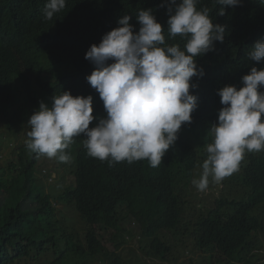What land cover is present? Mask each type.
Segmentation results:
<instances>
[{
    "label": "trees",
    "instance_id": "1",
    "mask_svg": "<svg viewBox=\"0 0 264 264\" xmlns=\"http://www.w3.org/2000/svg\"><path fill=\"white\" fill-rule=\"evenodd\" d=\"M66 1L70 16L36 22L25 17L43 11L47 0H0V154L4 141L16 136L19 124L40 102L50 105L51 98L63 91L92 95L93 114L105 116L103 101L86 79L95 70L85 59L86 52L118 27L124 15H131L135 26L131 11L139 5L152 9L158 22L169 16L167 7H161L165 0ZM197 7L208 8L213 22L226 25L227 31L215 51L197 58L205 73L193 78L198 108L192 122L182 126L175 145L155 168L146 159L110 164L89 156L84 145L77 146L73 152L67 150L73 161L49 169V175L56 170L59 179H51L46 192L48 172L41 176V168L37 173L42 156L30 153L23 140L13 148L15 159L0 165V264H90L93 258L99 259L97 264H148L125 259L114 248L127 233L124 229L133 232L135 225L144 254L158 264H264L255 252L258 233L264 235V150L244 154L231 180L225 177L221 194L208 200H216L214 209L204 205L208 199L204 195L189 197L196 189L192 180L202 172L201 145L218 122L220 106L208 103L216 104L218 89L242 86V76L254 66L247 53L264 37V0H242L240 6L228 7L225 16L217 14L220 6L214 0H200ZM162 25L167 42L183 49L186 39L168 38L167 26ZM45 50L53 68L40 67L43 74L33 72L26 78V70H32L29 56ZM18 76L31 85L16 86ZM69 76L74 80L64 84ZM84 139L74 138L72 146L84 144ZM208 140L211 143L213 135ZM235 180L236 193L231 189ZM57 204L73 210L82 226L57 213ZM192 248L199 253L197 258L183 259Z\"/></svg>",
    "mask_w": 264,
    "mask_h": 264
},
{
    "label": "clouds",
    "instance_id": "2",
    "mask_svg": "<svg viewBox=\"0 0 264 264\" xmlns=\"http://www.w3.org/2000/svg\"><path fill=\"white\" fill-rule=\"evenodd\" d=\"M199 2L165 0L161 7H167L169 16L160 17V22L152 9L140 5L131 11L138 22L135 26L130 23L131 15L120 18L119 26L104 34L98 45L92 44L85 56L95 66L86 79L103 101L106 115L93 114L92 95L73 96L70 90L54 95L50 105L41 101L27 121L29 152L38 158L69 162L66 150L74 138L83 136L84 144L73 146L84 145L91 157L110 164L146 159L157 167L198 108V97L193 94L198 85L193 78L205 73L197 58L225 41L227 26L214 23L208 8L198 9ZM241 3L214 0L220 6L219 16ZM62 16H70L69 1L47 0L43 11H33L25 18L46 22ZM162 24L167 26L168 38L186 39L183 49L167 42ZM247 55L255 63L242 76V86L226 85L216 91V104L208 103L222 108L218 107V122L210 128L213 141L206 146L202 172L192 180L200 191L207 189L209 177L220 183L238 170L246 152L264 150V68L255 66L264 64V37ZM73 80L69 76L63 83ZM11 115L17 118L14 112Z\"/></svg>",
    "mask_w": 264,
    "mask_h": 264
},
{
    "label": "rangeland",
    "instance_id": "3",
    "mask_svg": "<svg viewBox=\"0 0 264 264\" xmlns=\"http://www.w3.org/2000/svg\"><path fill=\"white\" fill-rule=\"evenodd\" d=\"M28 119H26L19 128H17L16 130V136L15 137H11L9 138V140H5L4 144L1 148V154H0V165H4L7 161L6 160H14L15 159V155L13 153V148H17L18 146H20L22 143H24V141H26L27 139V132L30 130L28 124H27ZM5 132H7L6 130H4ZM212 134L209 130L206 140V143L201 145V148L204 147L202 153H201V163H200V169L202 170V163L203 161L207 158V152H206V147L209 144V138H211ZM24 140V141H23ZM206 144V145H205ZM76 149L75 146H70V148L68 149L70 152H73ZM67 151V150H66ZM1 156H4L1 157ZM70 161H72L74 159L73 155H70ZM69 161V162H70ZM60 161H57L56 159H49L46 156H42L41 160L38 164V168L39 170L37 171V173L40 171L41 168H43V170H41L39 172V174L42 176L45 173L49 172V169H52L53 167H56L55 164H59ZM68 163V162H67ZM55 172H52V174L49 175V179L47 181V187H46V192L49 190V185L52 184V180L53 178L55 179H59V175L58 172L56 170H54ZM68 179H74L72 176L67 175ZM232 175L227 176V180H231ZM236 182V180L232 183L231 185V189H234V193H236V191L238 190V185L234 184ZM224 184H225V178L220 182V183H215L211 177H209V185L207 187L206 190L204 191H200L197 188L194 189V193L190 194L189 197H193L194 195H204V197H208V199H206V201L204 202L205 206H208L209 209H214L215 206V202L216 200H212L213 202L208 201L209 199L213 198L214 195L218 196L221 194V192L224 189ZM205 192V193H204ZM188 197V199H189ZM199 198V197H198ZM203 205V206H204ZM56 207L59 209L57 211V213H61L64 216L70 217L71 219V223L73 225H75L76 227H81L82 226V222L80 221V219L78 218V216L76 214L73 213V210L71 209H66L63 207V205L57 204ZM262 212H264V207L262 205ZM260 211L257 212V214L260 215ZM134 225V224H132ZM129 228V226H128ZM127 231V233H125ZM124 236L122 235L120 237V239L117 241V245L114 246V248H116V250L125 258H129L131 260L134 261H140V260H146L148 264H158L159 261H155L156 259L153 258L152 256L146 255L144 254L143 250H142V244L139 242L140 241V233H139V227L138 226H134L133 227V232H130L128 229L125 230L124 229ZM259 234V247L258 249L255 250L256 253H259L258 255H260L261 260L259 261L260 263H264V235L262 233H258ZM185 254L183 257V259L187 260L189 259V257L193 256L195 258H197V255H199V253H197V250H195L194 248H192L190 251H185ZM99 262V259L93 258L92 262H90V264H97ZM102 264V263H101ZM104 264V263H103Z\"/></svg>",
    "mask_w": 264,
    "mask_h": 264
},
{
    "label": "bare ground",
    "instance_id": "4",
    "mask_svg": "<svg viewBox=\"0 0 264 264\" xmlns=\"http://www.w3.org/2000/svg\"><path fill=\"white\" fill-rule=\"evenodd\" d=\"M45 5H43L42 7L44 8ZM0 26H1V21H0ZM47 54V57L45 58L44 55ZM29 61H28V65H30L32 67V70H26L27 74H26V78H28L30 76L31 73L36 72L38 74H43L41 71L38 70V68L40 67H45L46 69H52L54 66V62L52 60V57L49 53H47V51H45L44 54H31L29 56ZM16 83V86H23L21 84H24V79H22L20 76H18V78H16V80L14 81ZM14 83V84H15ZM17 83H19V85H17ZM28 85H31L28 82H25ZM24 87V86H23ZM33 87V86H32ZM26 119H29V117H27ZM22 123H20L19 125H21Z\"/></svg>",
    "mask_w": 264,
    "mask_h": 264
}]
</instances>
